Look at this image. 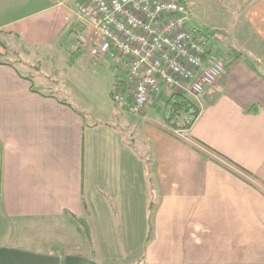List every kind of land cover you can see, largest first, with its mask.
I'll use <instances>...</instances> for the list:
<instances>
[{
	"label": "crops",
	"instance_id": "1",
	"mask_svg": "<svg viewBox=\"0 0 264 264\" xmlns=\"http://www.w3.org/2000/svg\"><path fill=\"white\" fill-rule=\"evenodd\" d=\"M80 1L0 0V264H102L72 219L98 240L124 233L127 264H264V0H183L224 66L237 59L182 132L150 118L154 104L87 124L35 87L48 77L31 64L75 47Z\"/></svg>",
	"mask_w": 264,
	"mask_h": 264
},
{
	"label": "built area",
	"instance_id": "2",
	"mask_svg": "<svg viewBox=\"0 0 264 264\" xmlns=\"http://www.w3.org/2000/svg\"><path fill=\"white\" fill-rule=\"evenodd\" d=\"M75 47L94 62L113 67L117 83L110 99L140 116L161 97L182 93L199 101L225 73L211 39L191 26L183 0H83L76 4Z\"/></svg>",
	"mask_w": 264,
	"mask_h": 264
},
{
	"label": "rangeland",
	"instance_id": "3",
	"mask_svg": "<svg viewBox=\"0 0 264 264\" xmlns=\"http://www.w3.org/2000/svg\"><path fill=\"white\" fill-rule=\"evenodd\" d=\"M198 29L210 39L214 36V32L207 31L209 29L206 27L204 28L200 26ZM70 37L71 38L65 41L63 40V49L65 51L66 47L67 52H64V56L61 59L59 58L58 60H51L50 56L47 60L42 59L39 63L33 62L31 64L34 66V68L40 70L39 74L44 77H48L45 79V84L35 79V87L37 89H46L47 87L53 89L56 93V96L66 99L67 101L74 104L75 107L84 112V118L87 124L92 122L108 121L110 116H115L117 119H124V116L119 115L116 109L117 107L114 106V103L110 99L111 92L113 91L112 84L114 79L112 74L114 71H116V69L111 66L108 67L101 62L92 61L87 56L86 52L83 50H78L76 47H72L71 43L73 41V37ZM228 49L231 51L230 48ZM214 51L219 53L221 60L226 59L225 55L220 53V50L215 49ZM64 57L65 60H63ZM17 66L20 72H23L27 75H30L29 73L32 72L30 71L31 69H24L23 64H17ZM33 71H35V69H33ZM38 78L40 79V77ZM165 99L166 97L163 95L160 101L155 103L154 107L149 110L148 116L150 118L162 122L161 110ZM194 100L199 103L196 99ZM140 137V134L134 135L133 137L134 150L142 155V152H145V150L144 147H141L142 145L140 143ZM135 166H138V164H134V167ZM105 206L109 207V205ZM98 210V212L101 214L106 213L104 212L103 205H98ZM108 210L111 212V208H108ZM68 225L70 226L71 231H75V225L73 226L70 220ZM86 225L89 226V238L87 239L85 235L86 244L87 246L90 245L91 247V250L89 248V251H93V253L96 255V252H98L97 241L98 243L100 242L102 244V251L105 253L103 256L105 261L102 264H127L126 260L128 258L127 255L124 254L127 240H125L124 233H122V235L119 233L120 237H118L116 240L102 238L98 240L95 238L93 224L86 223ZM122 226L124 227L125 224L123 223ZM116 231L118 232V230ZM130 242L132 247H135L136 242L134 240H130ZM112 251L115 253V255H112ZM111 259H113V261L110 262Z\"/></svg>",
	"mask_w": 264,
	"mask_h": 264
},
{
	"label": "trees",
	"instance_id": "4",
	"mask_svg": "<svg viewBox=\"0 0 264 264\" xmlns=\"http://www.w3.org/2000/svg\"><path fill=\"white\" fill-rule=\"evenodd\" d=\"M70 26L71 27L68 29L70 31L69 33H77L78 31H82V28L75 20ZM231 53L234 54L235 51H228V54ZM236 59L237 57L225 64V68L231 66ZM117 83L123 84L124 81H117L116 84ZM199 114L200 106L193 98H190L182 93H172L166 97L163 103L161 119L163 124L170 130L182 132L187 131L192 127ZM72 222L85 227L84 235H86L88 239L89 229L87 228V225L78 219H72Z\"/></svg>",
	"mask_w": 264,
	"mask_h": 264
}]
</instances>
